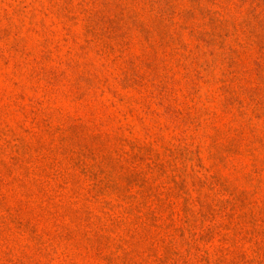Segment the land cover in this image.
<instances>
[{
  "label": "rangeland",
  "instance_id": "1",
  "mask_svg": "<svg viewBox=\"0 0 264 264\" xmlns=\"http://www.w3.org/2000/svg\"><path fill=\"white\" fill-rule=\"evenodd\" d=\"M0 264H264V0H0Z\"/></svg>",
  "mask_w": 264,
  "mask_h": 264
}]
</instances>
